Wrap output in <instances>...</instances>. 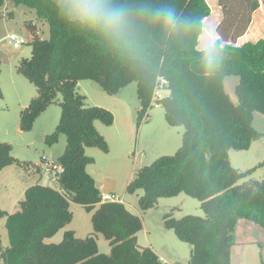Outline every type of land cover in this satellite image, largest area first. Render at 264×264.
Instances as JSON below:
<instances>
[{
  "label": "trees",
  "instance_id": "obj_1",
  "mask_svg": "<svg viewBox=\"0 0 264 264\" xmlns=\"http://www.w3.org/2000/svg\"><path fill=\"white\" fill-rule=\"evenodd\" d=\"M7 2L34 10L38 22L48 24L50 35L43 40L37 23H25L32 37V54L19 69L38 94L21 111L20 129L30 132L38 115L61 94V117L46 142L52 146L64 134L67 145L57 161L64 168L59 189L39 182L26 189L18 212L0 208V221L6 220L9 237L4 249L0 235V264H168L151 247L139 246L141 216L122 202H104L87 171L96 161L86 155V148L109 152L95 123L111 126L115 117L104 108L85 105L77 88L86 79L110 96L136 82L138 129L149 123V112L156 104L163 108L168 125L184 127L180 149L142 168L127 191L143 190L139 205L144 212L155 208L161 198L185 194L198 200L204 217L175 219L169 214L164 217L165 227L192 246L187 264H232L239 223L264 228V179L247 180L264 163L243 172L230 159L232 151H247L261 139L253 121L255 113L264 115V38L237 44L260 8L259 0H218L224 17L217 29L220 38L213 44L220 62L211 74L203 66L199 49L204 21L211 15L207 0H127L152 7L167 5L192 21L178 38L166 37L158 25L146 22L141 48L147 64L66 25L51 0H0V7ZM228 76L240 78L237 105L224 90ZM160 91L169 94L158 97ZM12 151L10 144L0 143V173L19 163ZM71 202L93 213L94 231L109 241V255L100 254L93 237L79 239L72 231L59 244L45 242L71 222Z\"/></svg>",
  "mask_w": 264,
  "mask_h": 264
},
{
  "label": "rangeland",
  "instance_id": "obj_2",
  "mask_svg": "<svg viewBox=\"0 0 264 264\" xmlns=\"http://www.w3.org/2000/svg\"><path fill=\"white\" fill-rule=\"evenodd\" d=\"M207 1L212 12L204 21V33L199 40L201 50L220 38L217 29L224 17L218 0ZM259 2L260 8L253 14L246 33L251 42L264 38V0ZM29 21L39 25L43 40L49 39L48 24L44 22L41 26L34 10L26 6H16L11 2L0 7V143L10 144L13 147L12 156L19 161L0 175V208L11 214L20 210L19 203L24 200L25 188L40 182L41 185L59 189V185L53 184L43 174L41 159L45 156L51 161H58L67 145L64 134L52 146L46 142L61 117V94L38 115L30 132H22L20 129L21 111L38 94L36 87L19 69L21 61L29 59L32 54V37L25 28V23ZM12 35L24 39L26 43L18 49L14 48L9 40ZM244 40L243 37L240 38L237 44H244ZM239 81L238 76L224 79V90L236 105L238 98L235 90ZM77 91L85 97L86 106L104 108L115 117L111 126H106L101 121L95 123L96 129L109 145V152L104 153L97 147L86 148V155L96 161L95 164L87 166V171L101 186V194L120 197L131 213L141 216L139 246L153 248L168 264H187L192 246L179 240L173 230L165 227L164 217L169 214L175 219L187 215L204 217L200 202L180 194L173 198H161L155 208L144 212L139 205L143 190H137L133 194L127 191L128 185L142 168L151 165L160 157L173 156L180 149L184 127L168 125L163 108L158 107L149 112V123H143L138 129L137 111L140 102L136 82L129 84L116 96L108 95L96 82L89 79L82 80ZM168 94L169 92H165V95ZM253 127L261 134V139L254 142L247 151L230 153L232 166L243 172L264 163V115L258 112L254 114ZM249 179L262 181L264 166L258 168L247 180ZM70 211L72 220L69 225L45 242L59 244L64 234L72 231L79 239L93 237L100 254L109 255V241L103 234L94 231L93 213L73 202L70 203ZM235 234L237 244L232 248V264H264V228L240 222ZM0 235L1 246L6 249L9 246V237L5 219L0 221Z\"/></svg>",
  "mask_w": 264,
  "mask_h": 264
},
{
  "label": "clouds",
  "instance_id": "obj_3",
  "mask_svg": "<svg viewBox=\"0 0 264 264\" xmlns=\"http://www.w3.org/2000/svg\"><path fill=\"white\" fill-rule=\"evenodd\" d=\"M59 19L77 31L91 34L101 42L147 64L141 48L142 28L146 22L158 25L166 37L178 38L192 25L173 7L129 4L127 0H51ZM220 62L218 48L208 44L202 63L211 74Z\"/></svg>",
  "mask_w": 264,
  "mask_h": 264
},
{
  "label": "built area",
  "instance_id": "obj_4",
  "mask_svg": "<svg viewBox=\"0 0 264 264\" xmlns=\"http://www.w3.org/2000/svg\"><path fill=\"white\" fill-rule=\"evenodd\" d=\"M9 40H11L13 47L17 48V49L20 48L22 46V44L26 43L24 39H20L16 35L10 36ZM162 83H164V81H162ZM165 92H168V91H160V92H157L156 95L158 97H162L163 95H165ZM158 107H159V105L156 104L155 108H158ZM41 161H42L43 174L53 184L60 185L61 178H62V175L64 173V168L61 165H59L57 162L51 161L45 156L42 157ZM103 201L104 202L117 201V202L124 203V201L120 197H117L114 195L111 196L109 194L103 195Z\"/></svg>",
  "mask_w": 264,
  "mask_h": 264
},
{
  "label": "crops",
  "instance_id": "obj_5",
  "mask_svg": "<svg viewBox=\"0 0 264 264\" xmlns=\"http://www.w3.org/2000/svg\"><path fill=\"white\" fill-rule=\"evenodd\" d=\"M208 2V1H207ZM210 6V5H209ZM212 12V11H211ZM257 12V11H256ZM255 12V13H256ZM41 24V26L44 24V23H40ZM247 36H248V34H246L245 36H243V40H244V38H245V40L243 41V42H251L248 38H247ZM200 44V43H199ZM204 48V47H203ZM150 119H151V117H150ZM8 168V167H7ZM7 168H5L4 170H6ZM4 170L2 171V172H4ZM2 172L0 173V175L2 174ZM96 181V180H95ZM97 183V182H96ZM97 186H98V188H99V190L100 191H102V189L100 188L101 186H99V183H97ZM26 189L27 188H25V191H26ZM104 195V194H103ZM124 204L125 205H127L125 202H124ZM247 224H249V223H247ZM249 225H252V224H249ZM254 226V225H253ZM153 249V248H152ZM154 250V249H153ZM155 252H156V254L161 258V260H163L164 262L166 261V260H164V258L163 257H161L159 254H158V252L156 251V250H154Z\"/></svg>",
  "mask_w": 264,
  "mask_h": 264
},
{
  "label": "bare ground",
  "instance_id": "obj_6",
  "mask_svg": "<svg viewBox=\"0 0 264 264\" xmlns=\"http://www.w3.org/2000/svg\"><path fill=\"white\" fill-rule=\"evenodd\" d=\"M55 162H57V161H55ZM41 171V170H40ZM59 188H60V185H59Z\"/></svg>",
  "mask_w": 264,
  "mask_h": 264
}]
</instances>
